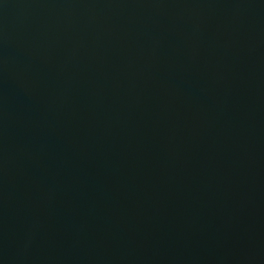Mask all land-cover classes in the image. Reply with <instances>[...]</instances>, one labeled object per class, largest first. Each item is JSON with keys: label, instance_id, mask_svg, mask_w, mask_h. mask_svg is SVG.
I'll return each mask as SVG.
<instances>
[{"label": "water", "instance_id": "95a60500", "mask_svg": "<svg viewBox=\"0 0 264 264\" xmlns=\"http://www.w3.org/2000/svg\"><path fill=\"white\" fill-rule=\"evenodd\" d=\"M0 264H264V0H0Z\"/></svg>", "mask_w": 264, "mask_h": 264}]
</instances>
